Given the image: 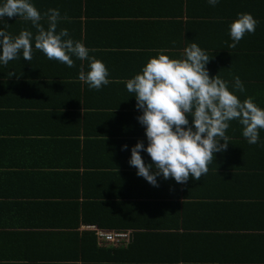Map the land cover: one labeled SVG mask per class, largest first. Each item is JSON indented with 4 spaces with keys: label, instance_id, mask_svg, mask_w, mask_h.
I'll return each mask as SVG.
<instances>
[{
    "label": "crops",
    "instance_id": "1",
    "mask_svg": "<svg viewBox=\"0 0 264 264\" xmlns=\"http://www.w3.org/2000/svg\"><path fill=\"white\" fill-rule=\"evenodd\" d=\"M32 3L45 28L43 14L59 10L57 32L67 29L83 42L107 67L110 83L89 88L78 79L87 61L72 57L68 67L34 44L30 61L20 57L0 65V264H264V129L258 143L249 144L242 126L231 121L230 144L215 154L207 174L184 184L158 177L153 186L128 163L131 147L147 140L125 83L158 51L180 58L195 42L210 58V76L230 83L239 76L245 91L238 97H252L264 108V22L235 47L228 30L239 12L264 19L263 4ZM30 25L18 16L0 19V27L13 35L22 29L35 34ZM141 155L151 162L147 153ZM96 201L118 205V217L134 219L138 227L103 228L82 222L81 215L76 228L66 225L76 223L73 204ZM88 225L128 230L131 240L115 253L99 244ZM70 231L79 237L94 233L97 248L68 236ZM136 239L139 249L130 251Z\"/></svg>",
    "mask_w": 264,
    "mask_h": 264
},
{
    "label": "clouds",
    "instance_id": "2",
    "mask_svg": "<svg viewBox=\"0 0 264 264\" xmlns=\"http://www.w3.org/2000/svg\"><path fill=\"white\" fill-rule=\"evenodd\" d=\"M206 2L215 7L219 0ZM13 16L30 21L37 31L34 34L22 29L13 35L0 27V65L20 57L30 61L34 44L48 59L68 67L74 65L72 57L87 61L86 69L81 65L78 79L89 88L99 90L110 83L107 67L89 55L91 50L83 42L73 40L67 29L57 32L61 18L58 9L43 14L47 18L45 28L40 23L42 14L32 0H0V19ZM258 23L251 13H237L228 25L231 47L246 33H253ZM209 60L195 42L184 48L180 58H170L160 50L125 82L136 100L135 107L140 112L137 120L147 140V144L137 141L131 147L128 163L153 186H158V177L184 184L189 178L196 181L207 174L215 154L230 144L226 130L233 120L242 126V135L249 144L259 141L264 108L257 106L252 97H238L237 93L245 91L239 76H233L231 83L217 74L210 76L206 68ZM127 148L122 146V150ZM142 151L148 154L150 163L145 162Z\"/></svg>",
    "mask_w": 264,
    "mask_h": 264
},
{
    "label": "trees",
    "instance_id": "3",
    "mask_svg": "<svg viewBox=\"0 0 264 264\" xmlns=\"http://www.w3.org/2000/svg\"><path fill=\"white\" fill-rule=\"evenodd\" d=\"M32 1L34 2L35 0H32ZM254 2H255L254 6H257L258 4H263V7L261 10H264V0H254ZM255 18H258L259 23L264 22V19L262 17L255 16ZM32 26L33 25L31 24L30 28ZM8 32H10V31H8ZM259 46H260V44H259ZM72 209L74 210V212L77 216V220H76V223H71V222L66 223V225L68 227L76 228L80 223V215L82 216V222L87 223V224L97 223L99 226H101L103 228L138 227V223L134 219L126 220L123 218H119L117 215L119 206L118 205L115 206L114 204L109 203L108 201H105V202H99V201L97 202L96 201L93 203L84 202L82 207H80V204H79V206L73 204ZM67 234H68V236L76 237L77 239L79 237V234L75 231H70ZM136 237H138V236L136 235ZM79 238L82 239V242L85 245L92 246V244H93L94 247L97 248V245H96L97 241H96V236L94 235V233L85 232ZM137 242H138V239H136L134 244H130V248H131L130 251H133V250L135 251V250L139 249V247L136 246ZM90 246H88V247H90ZM112 250L115 253H120L123 250H125V248L113 247Z\"/></svg>",
    "mask_w": 264,
    "mask_h": 264
},
{
    "label": "built area",
    "instance_id": "4",
    "mask_svg": "<svg viewBox=\"0 0 264 264\" xmlns=\"http://www.w3.org/2000/svg\"><path fill=\"white\" fill-rule=\"evenodd\" d=\"M87 227L94 231L101 246L122 247L126 246L131 240V232L128 230H107L96 225H88Z\"/></svg>",
    "mask_w": 264,
    "mask_h": 264
}]
</instances>
